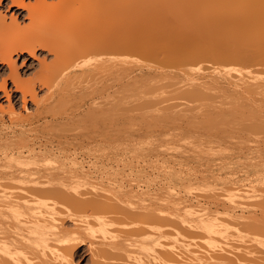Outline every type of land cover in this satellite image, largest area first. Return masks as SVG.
Wrapping results in <instances>:
<instances>
[{
	"label": "bare ground",
	"instance_id": "bare-ground-1",
	"mask_svg": "<svg viewBox=\"0 0 264 264\" xmlns=\"http://www.w3.org/2000/svg\"><path fill=\"white\" fill-rule=\"evenodd\" d=\"M10 1L27 23L0 11V264H79L81 245L90 264H264V0ZM148 144L205 158L186 191L225 210L117 183ZM243 157L246 181L219 179Z\"/></svg>",
	"mask_w": 264,
	"mask_h": 264
},
{
	"label": "rangeland",
	"instance_id": "rangeland-1",
	"mask_svg": "<svg viewBox=\"0 0 264 264\" xmlns=\"http://www.w3.org/2000/svg\"><path fill=\"white\" fill-rule=\"evenodd\" d=\"M26 2L28 1V0H25ZM30 1H32V0H30ZM0 11L2 12V15H4L5 16V18H6V20L7 21H10L11 20V13H14L15 12V16H19V21L20 22H22V20H24V22L25 23H27L26 21H27V15H26V11H25V9H23V8H19V7H16L15 5H12V3H11V1L10 0H2L1 2H0ZM23 23V22H22ZM50 54L49 53H47L46 52V50H43V49H38V51H37V55H36V57L37 58H39V59H42V58H46V59H48V61L50 60V56H49ZM14 59L16 60V65H17V68H18V71L20 72V73H23V72H26V74L25 75H23V77H29V76H32V74L38 69V67H39V61H37V59L36 58H34V57H32V56H30V55H28L27 53L25 54H19L18 56H16V55H14ZM38 91H39V88H38ZM19 94V93H18ZM20 95V94H19ZM19 97V96H18ZM1 100H0V102H4V104L6 103V98H5V96L4 95H2L1 96ZM69 111V110H68ZM142 116H144V117H142V120H143V118L145 119L146 118V116H149L148 118H151L150 117V115H145V114H142ZM147 118V119H148ZM141 120V125L145 122V120H144V122ZM145 124V123H144ZM144 126V125H143ZM215 130H213V133L214 134H216V133H218V132H220L221 131V129L220 130H218L217 129V131H215ZM143 133H145V132H137V133H135L134 134V136L133 137H135V139H137L138 141L139 140H142L143 138H145V136L143 137L142 135H145V134H143ZM139 134H141V136L139 135ZM142 137V138H141ZM201 138H202V141H209V138L210 137H206V136H203V135H201ZM206 138H208V139H206ZM96 139H97V141L98 140H100V136L98 135L97 137H96ZM195 138L193 137V138H188L187 139V141L188 142H192V140H194ZM221 141V140H220ZM181 143H184V141H181ZM225 143V142H224ZM150 144H148L147 146H145V147H147L146 149L148 150H150V151H152V153H154L155 155H152V153L151 154H149L150 153V151H145L144 149V151L146 152V153H142L143 155H142V157H144V158H142L144 161H142V159L141 158H135V157H133V156H130L131 154L130 153H135L134 152V148H136V147H131L132 149H130V151H129V155H128V153H126L127 155V158L129 159V157L131 158V161L133 162V165H134V167L133 166H128V167H126L127 169H125L123 172H121V173H118V174H115V175H117V179H115V177H114V180H118L117 181V183H125V182H127V183H125V184H128V181H130L132 184H135L136 185V182H135V179H136V181L137 180H141V185L140 186H135V189L136 188H138V189H136V190H139V191H143L144 190V188H146L149 192L148 193H151V194H154V193H157L158 191H159V188H160V190H161V188L162 187H159L160 185L161 186H164V187H167V186H170L171 187V189H174L177 193H179V188H180V183H182V184H184V185H181V188H180V193L179 194H181V197L184 199V200H186V202L187 203H189V204H193V205H196L197 203H200L199 202V199L198 198H196L198 195H196L195 193H191V192H189V191H186L187 189H186V185L187 184H185V183H188L189 181H191V183H193V182H196L197 181V176L196 175H198V174H200V173H206V172H203V170L204 169H206V168H208V167H206L207 166V164L208 163H206V160H205V158H203L204 160H194V161H189L188 163H185L181 168L182 169H180L179 168V165H178V163H176L175 161H174V163H172V161L175 159V158H173V156L174 155H176L177 157L179 156V159H180V155L179 154H177V152H175L176 154H171V153H169V151H165L164 150V152L162 151V150H152V149H150L148 146H149ZM225 145V144H224ZM132 150V151H131ZM135 151H136V149H135ZM155 151H156V153H155ZM162 151V152H161ZM159 152H161V154L159 153ZM147 153H148V156H147ZM163 153V154H162ZM158 154V155H157ZM167 154H171L170 155V157L167 155ZM132 155H134V154H132ZM160 155V156H159ZM163 156V158L166 160H168L167 162H165V160H163V158H162V156ZM123 156V155H122ZM124 156H125V154H124ZM171 156H172V158H171ZM149 157H151V158H149ZM154 157V158H153ZM169 157V158H168ZM133 158V159H132ZM156 158V159H155ZM182 158V157H181ZM244 158V157H243ZM243 158H240L242 161H240V163H238L237 161V159H234V161L232 162L233 163V165L232 164H230V166H234L233 168L231 167H229V165H227L228 166V168H225L224 169V167H223V171L224 170H227V171H229L230 170V173H228V174H225L224 172V174L222 173V170L220 169V167H218L217 168V166L218 165H213V168L214 167H216V168H214L215 170V172H217V173H221V174H219V179H221L222 181H223V179H224V182L227 180V181H230V182H232V184L234 183V185H237L238 184V182H240V181H246L245 179H243V177H242V173H243V171L241 170H239V171H236L237 169H236V167L238 168V166L240 165V166H244V162L246 163V165H248L249 164V162H246V158H244V161H243ZM134 159H138V160H134ZM139 159H141V160H139ZM160 159H161V163H159L158 164V162H160ZM172 161H171V160ZM178 159V158H177ZM147 160V161H146ZM151 160H153V161H151ZM138 161V162H137ZM156 161V162H155ZM163 161V162H162ZM171 161V162H170ZM204 161V162H203ZM134 162H136V164H134ZM147 162V163H146ZM148 162H151V163H148ZM196 162V163H195ZM198 162V163H197ZM152 163H154V164H152ZM172 165H171V164ZM202 163V164H201ZM234 163H237V164H234ZM243 163V164H242ZM248 163V164H247ZM140 166H138V165ZM158 164V165H157ZM160 164H161V166H160ZM163 164V165H162ZM164 164L166 165V166H164ZM168 164V165H167ZM174 164V165H173ZM192 164V165H191ZM144 165V166H143ZM150 165V166H149ZM176 165V166H175ZM188 165H191V166H193V167H189ZM205 165V166H204ZM251 165V164H250ZM249 165V166H250ZM136 166V167H135ZM138 166V167H137ZM141 166H142V168L144 167L145 169H142L141 168ZM147 166V167H146ZM153 166V167H152ZM168 166H169V168H168ZM177 166H178V168H177ZM226 166V167H227ZM241 167V168H243V169H247L249 166H244V167ZM252 167H249V168H255V169H258V167L257 166H254V165H251ZM130 167H132V168H130ZM149 167V168H148ZM164 167L166 168V169H164ZM172 167H174L173 169H175L176 171H178L177 172V174H174V175H170L171 173H173V171H175V170H171V168ZM176 167V168H175ZM195 167V168H194ZM198 167V168H197ZM137 168V169H136ZM148 168V169H147ZM156 168V169H155ZM186 168H187V170H186ZM240 168V167H239ZM130 169H132V170H130V173H131V175H130V173H129V170ZM135 169H136V171H135ZM149 169H150V173L148 174V171H149ZM152 169H153V171H156L157 170V172L155 173V172H153L152 171ZM183 169H185L184 171L186 172L187 171V173H185L184 171H183ZM219 171H218V170ZM255 169H248V172H254V171H256ZM146 170V171H145ZM189 170H191L192 172H190ZM221 170V171H220ZM253 170V171H252ZM127 171H128V173H127ZM135 171V172H134ZM145 171V172H144ZM161 171V172H160ZM234 171V173H232ZM132 172H133V174H132ZM137 172V173H136ZM144 172V173H143ZM189 172V173H188ZM198 172V173H197ZM236 172V173H235ZM239 172V173H238ZM242 172V173H241ZM125 175H124V174ZM139 173V174H138ZM142 173V174H141ZM154 173H155V175H154ZM160 173V174H159ZM164 173V174H163ZM175 173V172H174ZM128 174V175H127ZM138 174V175H137ZM150 175V176H148V175ZM153 174V175H152ZM162 174V175H161ZM165 174H167V175H165ZM231 174V175H230ZM234 174H236L235 175V177H234ZM130 175V177L128 178V176ZM141 175V176H140ZM159 175V177H157ZM165 176V178L166 177H168V179L166 178H164V177H161V176ZM178 176V178L180 177L182 180L180 181V179H178V181H180V182H173V180H176L177 181V179H175V178H177V176ZM184 175V176H183ZM185 175H187L186 177H185ZM188 175H189V177H188ZM225 175L227 176V177H229V178H226L225 177ZM231 177H230V176ZM233 175V176H232ZM134 178H133V177ZM138 176V177H137ZM140 176V177H139ZM148 176V177H147ZM155 176L158 178H156V179H152V177L153 178H155ZM169 176H170V178H169ZM171 176H175V177H171ZM192 176V177H191ZM196 176V177H195ZM124 177H126L125 179H123V181H122V178H124ZM136 177V178H135ZM148 179H147V178ZM199 177V176H198ZM234 179H233V178ZM242 177V179H240ZM121 180H120V179ZM133 178V180H131V179ZM161 178V179H160ZM127 179V180H126ZM145 179H147V180H145ZM152 179V180H156L155 182L153 181V182H151L150 180ZM173 179V180H172ZM184 179H186V180H188L187 182H185L186 180H184ZM226 179V180H225ZM238 179V180H237ZM240 179V180H239ZM113 180V181H114ZM124 180H126V181H124ZM149 180V181H148ZM160 180V181H159ZM165 180V181H164ZM196 180V181H195ZM220 180V181H221ZM236 180V181H235ZM143 181V182H142ZM146 181V182H145ZM148 181V182H147ZM158 181V182H157ZM172 181V182H171ZM235 181V182H234ZM238 181V182H237ZM149 183V184H146L145 185V183ZM151 182V183H150ZM237 182V184H235ZM138 183V182H137ZM144 185H143V184ZM158 185H157V184ZM227 183V182H226ZM241 183V182H240ZM164 184V185H163ZM177 184L179 185L178 186V188H177ZM189 184V183H188ZM228 184V183H227ZM229 184H231V183H229ZM149 185V186H148ZM157 186V187H155V186ZM167 185V186H166ZM146 186V187H145ZM153 186H154V188H153ZM217 186V188H219V187H221V185L220 186H218V185H216ZM163 187V188H164ZM175 187V188H174ZM185 189V192H184V190H183V188ZM141 188V189H140ZM143 188V189H142ZM154 190H153V189ZM157 188V189H156ZM156 190H157V192H156ZM151 191V192H150ZM154 191V192H153ZM182 192H184V194L182 195ZM191 194V196H190V194ZM187 194V197H185V195ZM193 194V195H192ZM196 196H195V195ZM199 197V196H198ZM200 198V201H201V204H203V205H205L206 203V205L205 206H207V207H209L211 210L212 209H215V210H219V212L221 211V209H222V211H224L225 209H223L224 207H222V206H225V204H224V202L222 201L221 202V200H212V198H203V197H199ZM188 199V200H187ZM209 200V201H208ZM193 201V202H192ZM197 201V202H196ZM213 201H214V204L215 205H211V203L213 204ZM216 202V203H215ZM195 203V204H194ZM221 203V204H220ZM216 205H217V207H216ZM222 205V206H221ZM215 206V207H214ZM221 208H220V207ZM212 207V208H211ZM226 207V206H225ZM214 210V211H215ZM233 211L234 210V212L235 213H240L241 211V209L238 207V209H237V207H235V208H231V209H229V211ZM221 211V212H222ZM76 260L78 261V263L79 264H90L91 263V261H90V250H89V248L86 246V245H81L79 248H78V250H77V253H76Z\"/></svg>",
	"mask_w": 264,
	"mask_h": 264
}]
</instances>
